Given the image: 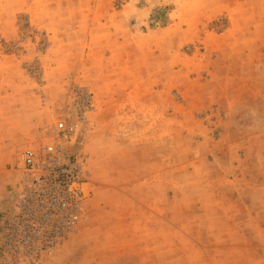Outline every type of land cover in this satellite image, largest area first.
Here are the masks:
<instances>
[{
  "label": "rangeland",
  "instance_id": "1",
  "mask_svg": "<svg viewBox=\"0 0 264 264\" xmlns=\"http://www.w3.org/2000/svg\"><path fill=\"white\" fill-rule=\"evenodd\" d=\"M231 1L0 0V264H264V0ZM72 76L93 101L83 215L29 251L1 232L17 152Z\"/></svg>",
  "mask_w": 264,
  "mask_h": 264
},
{
  "label": "built area",
  "instance_id": "2",
  "mask_svg": "<svg viewBox=\"0 0 264 264\" xmlns=\"http://www.w3.org/2000/svg\"><path fill=\"white\" fill-rule=\"evenodd\" d=\"M92 108L90 92L72 76L66 98L56 108L48 139L41 137L37 145L18 150L20 174L14 186V208L1 222V232L11 242L38 251L79 231L90 172L76 145Z\"/></svg>",
  "mask_w": 264,
  "mask_h": 264
},
{
  "label": "crops",
  "instance_id": "3",
  "mask_svg": "<svg viewBox=\"0 0 264 264\" xmlns=\"http://www.w3.org/2000/svg\"><path fill=\"white\" fill-rule=\"evenodd\" d=\"M256 2H251V1H248V0H232L231 2H230V4H229V9H231L232 10V12L234 13V16H237V15H239L241 12L240 11H242V10H244V9H246V8H249L250 7V5H251V7L253 8V9H260L261 8V6H262V4H261V2H260V0H255ZM253 3V4H252ZM225 6V5H224ZM151 6H149L148 7V12H147V14H146V17L145 18H148L149 17V14L151 13ZM218 9L219 10H221V11H223V9H226V8H223V2H222V5L220 4V6L218 7ZM243 14V13H242ZM256 18V17H255ZM259 22H264V17H259ZM257 22V21H256ZM110 25V23H107V21H105L104 23H103V25ZM108 31H109V33H110V35L112 36L113 35V33L115 32V29H112V28H109L108 29ZM113 43L114 42H112V40L110 41V42H108V44H109V46H114L113 45ZM227 153H228V155H230L231 157H234L235 156V154L236 155H238V156H240V160H241V158H242V156H244V152H239V149L238 150H236V148H234V147H229L228 149H227ZM147 157H148V155H147ZM235 163L232 161L231 162V165H234ZM257 177H259V176H257ZM236 183H238V185H239V181L237 180V182ZM239 195V194H238ZM162 222H164V220H163V218H162ZM141 243L140 244H147V239H148V232L147 233H145V232H143V230L141 231ZM145 233V234H144ZM143 248V246H141L140 247V249H142Z\"/></svg>",
  "mask_w": 264,
  "mask_h": 264
}]
</instances>
